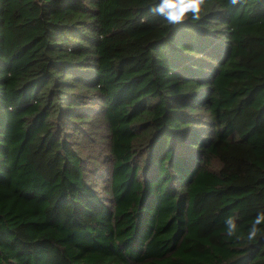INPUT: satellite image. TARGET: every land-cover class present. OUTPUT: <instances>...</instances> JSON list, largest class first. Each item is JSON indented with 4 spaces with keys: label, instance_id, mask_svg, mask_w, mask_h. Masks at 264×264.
Wrapping results in <instances>:
<instances>
[{
    "label": "trees",
    "instance_id": "trees-1",
    "mask_svg": "<svg viewBox=\"0 0 264 264\" xmlns=\"http://www.w3.org/2000/svg\"><path fill=\"white\" fill-rule=\"evenodd\" d=\"M152 2L0 0V264H264V0Z\"/></svg>",
    "mask_w": 264,
    "mask_h": 264
},
{
    "label": "clouds",
    "instance_id": "clouds-1",
    "mask_svg": "<svg viewBox=\"0 0 264 264\" xmlns=\"http://www.w3.org/2000/svg\"><path fill=\"white\" fill-rule=\"evenodd\" d=\"M241 0H230L232 5L239 4ZM208 0H153L149 7V12L160 17L168 25H178L186 21L198 22L201 19V13L207 6ZM225 236L227 238L235 237L240 240L238 233L237 217L228 216L224 220ZM264 210H259L252 223L247 229L246 239L252 242L264 233Z\"/></svg>",
    "mask_w": 264,
    "mask_h": 264
},
{
    "label": "rangeland",
    "instance_id": "rangeland-1",
    "mask_svg": "<svg viewBox=\"0 0 264 264\" xmlns=\"http://www.w3.org/2000/svg\"><path fill=\"white\" fill-rule=\"evenodd\" d=\"M106 129L97 126L95 130L89 132L84 138L81 139L80 146L84 160L86 163L94 162L96 168H101L108 164L107 158H109V146L106 136ZM99 194L105 200L110 199V195L106 191V185L100 182Z\"/></svg>",
    "mask_w": 264,
    "mask_h": 264
}]
</instances>
